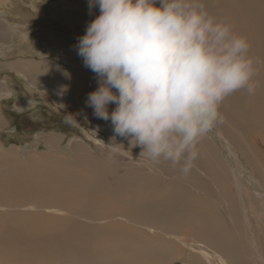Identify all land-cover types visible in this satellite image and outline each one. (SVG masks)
Wrapping results in <instances>:
<instances>
[{
	"label": "bare ground",
	"instance_id": "bare-ground-1",
	"mask_svg": "<svg viewBox=\"0 0 264 264\" xmlns=\"http://www.w3.org/2000/svg\"><path fill=\"white\" fill-rule=\"evenodd\" d=\"M78 1L81 17L92 15L94 7L89 8V0ZM67 2L68 0H56V4L62 3L64 8L67 7ZM202 2L212 16L228 23L235 34L245 37L249 43L248 55L254 66L252 82L255 91L249 94L246 89H241L228 97L236 102L233 113L242 119L257 122L264 135V1L202 0ZM82 84L89 88L85 81ZM0 113L2 114V110ZM0 124L3 125L1 117ZM102 130L112 135L111 141L114 145L134 150L130 148L128 138L116 136L111 128ZM48 137L47 143L53 149L38 153V156L28 154L23 157L15 150L0 149L1 239L8 240L10 235L14 237L18 247H22L21 244L28 248L31 245L45 247V251L48 249L45 256H51L50 258L57 254L68 260V254L76 253L74 259V261L77 260L76 264H88V261H92V256L96 257V262H99L97 264H170L172 256L178 253L189 255V258L186 257L188 264H249L246 260H248V255H251L248 250L250 246L251 248L255 246L254 249L257 252L264 254V249L257 248L256 241L259 242L260 236L256 238L255 234L248 232L249 228L247 230L244 227V224L250 227L249 216H247L250 207H257L260 203L264 211V195H261L260 189L246 178L237 177L236 179L237 200L235 203L240 205L241 212L245 214L243 222H240L245 230L241 233L238 230L239 227L237 228L239 220L236 222V216L240 210L232 212L234 209L231 206V212L227 211L218 200L219 198L211 201L204 193L197 190L190 192L191 188L189 189L187 185L189 180H186L187 174L178 173L176 178L166 181L167 186H163L162 182L153 175L140 180L129 179L126 175L114 176L112 165L104 161L101 162L105 164L100 163V165L98 161L93 160L95 156L90 150L87 151L85 143L74 140L70 148L71 155L68 158V155L63 156L57 149L58 139ZM209 142L204 144L205 149L209 147ZM214 148L212 150L216 151L217 148ZM210 150L207 149L202 157L210 154ZM218 152L216 151V154H219ZM205 156L202 159H205ZM220 156L222 155L216 156L218 157L216 159H222ZM211 159L213 161L214 158ZM73 160L87 162L90 166L96 167L97 177L94 179L89 177V171L86 169L83 170L87 175H80L82 169L78 167V164H71L70 161ZM208 163L202 164L197 159L196 166L202 164V168L204 166L207 170ZM134 167L133 170L138 169ZM193 167L195 169L194 165ZM107 168L113 169L112 174ZM219 171L220 169H217L216 172ZM175 172L174 176L177 173ZM191 172L192 170L189 171ZM227 174L229 175V172ZM137 176H139L138 173ZM190 176L195 177L196 174L194 175L193 172ZM200 176L199 178H202ZM258 183V186L264 189V180ZM219 187L215 186L217 189ZM113 195L119 198L115 200ZM259 198L263 201L258 202ZM26 208L29 209L25 210ZM70 208L78 210L77 214L80 215L79 218H75L76 225L72 227L68 226L69 216L66 215ZM21 209H24V212H20ZM221 211L229 214H227L228 219L233 221V228L223 221ZM87 220L96 224L88 223ZM6 227H10L8 229L10 234L7 230L3 233L2 230L7 229ZM31 241L34 243L32 244ZM246 244L249 246L247 247ZM254 261L258 264L257 260ZM0 264H13V262L0 261Z\"/></svg>",
	"mask_w": 264,
	"mask_h": 264
},
{
	"label": "rangeland",
	"instance_id": "rangeland-1",
	"mask_svg": "<svg viewBox=\"0 0 264 264\" xmlns=\"http://www.w3.org/2000/svg\"><path fill=\"white\" fill-rule=\"evenodd\" d=\"M67 3V7L64 8L62 3L57 5L56 0H0V110H2L0 117L3 122V125L0 124V149L15 150L23 157L28 154L38 156V153L48 152L53 149L47 143L48 136H52L58 139L57 149L60 150L61 154L63 156L68 155V158H70L72 142L78 140L83 144L85 143L87 151L90 150L95 156L93 160L98 161L99 164H105L104 162H106L112 165L114 171L107 168L111 174L112 171L114 172L112 175H121L118 177L126 175L132 180H140L148 175H153L162 182L163 186H167L166 181L176 178L177 174L181 172L174 170L176 168L170 166L171 163L168 161L152 162L145 157H140L141 148L139 147L129 150L114 145L111 141L112 135L102 130L103 128H111L113 131L111 121L97 118L94 115L93 108L86 104L88 94L96 90V86H99L98 77L84 66L83 58L78 55L77 44L79 37L86 33L88 24L99 15V6L94 7L92 15L81 17V9L77 5L79 1L68 0ZM44 62L45 64H43ZM54 67H58L61 73L54 72ZM84 81L89 85V88L85 87L84 84L81 85ZM234 105H236V102L230 97L223 101L220 108L223 122L213 132L209 133L207 137L203 138L198 146L200 155L197 158L198 162L202 164L209 162V168L206 170L203 166V169L202 164L196 166V159L193 162L195 169L192 166V172L187 173L188 177L186 180H189L187 185L189 189L191 188L190 192L197 190L206 194L208 200L211 201L219 198L218 200L227 211L231 209V206L234 209L232 212L240 210L236 216V222L239 220L237 223L238 230L242 233L246 228L247 230L249 228V233L255 234L256 238L260 236L259 242L256 241L258 244L257 248L263 250L264 211L261 209L260 203H258L259 206L257 205L258 208H249L247 206V209L249 208L247 216H249L248 224L250 227L244 224V229L243 224L240 222H243L245 214L241 212L240 205L235 202L237 200V177L246 178L252 185L260 189L261 195H264V189L258 186V182L264 180V157H262L264 156V135L261 133V128L257 122H250L233 113ZM115 106V104H110L109 111L114 110ZM208 141H210V145L208 144L209 147L207 149H211L210 154L206 155L208 158L204 155L205 159H202L204 158L202 154L207 151L204 144ZM213 146L217 148L216 151H219V154L212 150ZM218 155H222L220 156L222 159H216ZM212 157L214 158V163L211 159ZM220 162L224 163L221 164ZM70 163L79 165L78 167L82 169L80 170V175L86 176L87 173L83 170L86 169L89 171V177H92V179L97 177L98 169L92 165L90 166L87 162L78 160L75 162L73 160ZM123 166L125 167L124 169ZM132 166L138 169L133 170ZM199 167L202 169L200 172ZM217 169H220L218 173L216 172ZM174 172L176 173L175 176ZM193 172L194 175L196 174L195 177L190 176ZM228 172L229 175L227 174ZM137 173L140 178H138ZM232 178L234 179L232 180ZM214 185L222 187L217 189ZM113 197L115 200L119 198L117 195H113ZM260 201L263 200L259 198L258 202ZM28 209L26 208L25 210ZM77 211L74 208H70L68 214H66L69 216V227L76 225L75 218L80 216ZM20 212H24V209H21ZM225 213V211H221L223 221L226 224L228 223L227 225L230 228H233V221H229V214ZM261 213L262 215H260ZM87 216L89 217L90 215L88 214ZM261 221L263 224L260 223ZM88 223L96 224L93 222ZM240 224L242 226L241 229ZM6 228L2 230L3 233L7 230L10 234V231H8L10 227ZM3 233L1 235H4ZM0 243V261L3 262L9 261L13 262V264H76L75 262L77 261H74L76 253L68 254V260H66L65 257L61 255L60 257L57 254L52 256L53 258L45 256V252L48 251V249L45 251V247L31 245L28 248V246L23 244H21L22 247H18L14 237H10V235L8 240L0 238ZM31 243L33 244L34 242L31 241ZM247 244L246 246L248 247L249 245ZM254 248L255 246L248 248L251 255H248L246 262L257 264L254 261L257 260L258 264H264V261H261L262 259L264 260V254L257 252ZM37 250L39 252H36ZM38 254L41 255V259ZM187 256L189 258L187 254H174L170 264H185V262L188 264ZM92 261H88V264H97L98 262H96L95 256H92Z\"/></svg>",
	"mask_w": 264,
	"mask_h": 264
},
{
	"label": "clouds",
	"instance_id": "clouds-1",
	"mask_svg": "<svg viewBox=\"0 0 264 264\" xmlns=\"http://www.w3.org/2000/svg\"><path fill=\"white\" fill-rule=\"evenodd\" d=\"M97 5L77 44L98 77L86 104L140 157L187 174L201 140L223 122V101L255 91L247 39L202 0H89Z\"/></svg>",
	"mask_w": 264,
	"mask_h": 264
},
{
	"label": "crops",
	"instance_id": "crops-1",
	"mask_svg": "<svg viewBox=\"0 0 264 264\" xmlns=\"http://www.w3.org/2000/svg\"><path fill=\"white\" fill-rule=\"evenodd\" d=\"M43 64H45V62H44ZM47 64H48V63H47ZM53 69H54V72H57L58 74L61 73V71H60V69H59L58 67H54Z\"/></svg>",
	"mask_w": 264,
	"mask_h": 264
}]
</instances>
